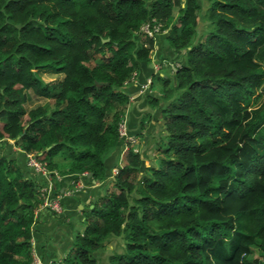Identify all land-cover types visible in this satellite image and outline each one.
<instances>
[{
  "label": "trees",
  "instance_id": "trees-1",
  "mask_svg": "<svg viewBox=\"0 0 264 264\" xmlns=\"http://www.w3.org/2000/svg\"><path fill=\"white\" fill-rule=\"evenodd\" d=\"M206 1L197 39V0H0V140L34 155L54 190L55 174L102 187L117 169V192L94 196L64 257L39 254L44 264H97L112 237L122 251L107 264H264V0ZM145 24L158 32L143 37ZM165 31L183 62L172 88L156 76L158 97L145 95L155 113L140 131L157 119L165 136L157 167H145L117 127L123 89ZM29 93L48 102L26 110ZM42 186L0 155V264H33L35 212L63 218L41 209Z\"/></svg>",
  "mask_w": 264,
  "mask_h": 264
},
{
  "label": "crops",
  "instance_id": "crops-1",
  "mask_svg": "<svg viewBox=\"0 0 264 264\" xmlns=\"http://www.w3.org/2000/svg\"><path fill=\"white\" fill-rule=\"evenodd\" d=\"M164 37L165 34H162L155 38L154 50L152 51L154 52V58L151 55L150 64L147 66H141L138 72L130 79L129 83H127L123 89L130 99L125 110L124 119H126L127 124H129L132 130L135 129L136 121L139 120L147 110L146 101L144 100L145 95L148 93L149 95L152 94V86L149 87L147 92H141V86L144 84L145 80L150 77L154 84V81H157L155 80L156 76L161 79H166V77H162L164 76L162 72L166 69V67L161 68V65L166 63L170 69V67H172L171 64H175L176 61H178L179 64L183 62L181 56L175 61H169V56H172L170 54L171 50L164 44ZM162 53H164L166 57H163L161 55ZM155 64L160 65V68L157 71L154 70ZM30 94L32 93H29V95ZM152 124L150 123V125ZM132 130L131 134L134 135L137 133ZM140 132L142 133V131ZM135 139H137V137H135ZM10 141L11 140L9 139H6V141L0 140V155H5L7 158L15 160L16 164L22 170L24 177L32 179L38 185L44 182V186L42 187L47 186L49 183L48 179L43 175L35 174L30 168H28L26 165L25 154L19 148H15L14 144L12 146ZM117 152L118 151L114 154L112 153L114 157L110 158L111 160L108 159V166H111L112 168L116 166L113 164H115V160L120 155V152L122 154V145L120 146V151L118 153ZM86 177V180L81 178V189L69 196H63V194L70 189V182L72 180L70 178L69 180H66L67 178H61L60 181H55L58 182V184L62 183L60 186H57L56 190H53L54 194L61 197V206L63 207V213L61 216H63V218L53 217L47 212H42L39 216L38 213L35 212V227L33 225V230L34 232L36 231V234L35 237H33L32 245L34 244L33 258H36L35 261L38 264L45 263L39 254H42L46 257V259H49L48 262L52 261L54 258L60 257L59 254L65 252V244L69 241L66 240L65 243H62V236H64V233L68 234L70 237L72 231L79 230L80 225L78 219L81 216L80 211L89 203L91 199L94 198V196L98 195L97 188L99 187V184L90 180L88 176ZM50 184L52 186V182H50ZM76 223L77 227L72 230V226L74 227ZM60 234L62 236H60Z\"/></svg>",
  "mask_w": 264,
  "mask_h": 264
},
{
  "label": "rangeland",
  "instance_id": "rangeland-1",
  "mask_svg": "<svg viewBox=\"0 0 264 264\" xmlns=\"http://www.w3.org/2000/svg\"><path fill=\"white\" fill-rule=\"evenodd\" d=\"M197 1L200 5L201 10L198 13V27H197V31H196V38L202 39L207 34V32L209 30L208 22H207L206 17H205V13L207 11L208 3L206 0H197ZM162 34L167 35V32L165 31ZM140 39L143 40L144 38L141 36ZM170 54L172 56H169V61H171V60L175 61L177 58H180V56L182 57L183 52L171 50ZM151 55L154 58V52H151L150 56ZM161 55L163 57H166V55L164 53H162ZM173 65L178 66L179 65L178 61H176L175 64H171V66H173ZM164 67H166V69L163 71L164 73L162 72V74H164V76H162V77H164V78L166 77V80L168 81V87L172 88L175 84L173 75L171 73L172 71L169 69V67L166 65V63L161 65V68H164ZM159 68H160V65H156V64L154 65L155 71H157ZM39 75L47 83L56 82V81L61 80L63 78V75H61V74L55 75V74H50L47 72H41V73H39ZM162 85H163L162 80L157 79V81H154V85L152 86L151 96L153 95V96L158 97L157 95L159 94L160 90L162 89ZM29 96H30L29 100L24 104V107L26 110H29V109L37 107V106L44 105L48 102V100L36 97L32 94H30ZM144 100L146 101L147 110L141 116V118L136 121L135 129H133L132 131L139 132L141 130L140 122L143 121L142 118H144V116L145 117L148 116L147 114H149L150 118L154 117L155 110L152 109L150 104H149L150 97L145 96ZM124 121H126V119H124ZM149 122H151V124L153 122L154 123L152 125H148L147 123H145L144 127L146 129H144L142 131L141 135L136 136L137 139H135V144H133V149L138 150L141 153V155L143 156L142 160H143V164L145 167H149V166L157 167V165L159 163V159H160V155L158 152L159 147L163 146V142L165 141V136H164V131H162V128L161 127H160L161 129L159 128V123H158L157 119H156V121H151V119H150ZM10 143L12 144V146L14 144L15 148H17V149L19 148L14 140H11ZM125 151H126V149L122 148V154L120 152V155L118 156V163L120 162V164H123L122 155L125 153ZM105 158H106V156L102 157V159H105ZM104 170H105V172L107 171L106 166H104ZM112 174H114V171ZM112 177L106 182V184L104 186L97 188L98 194H102L106 191H110V193L117 192V190L114 189L115 185H114V179ZM111 189H113V190H111ZM76 226H77V223L75 224V227ZM78 232H81V230H78ZM75 233H76V231L73 232L74 235H75ZM60 236H62V235L60 234ZM62 237H63L62 243H65L66 240L70 241L71 235L69 237L68 234L64 233V236H62ZM67 243L65 245H67ZM66 251H67V249L65 250L64 253H61L59 255H61L63 258ZM121 251H122L121 241L118 238L112 237L110 240H108L104 244V247L101 249V251L96 254L97 264H107L108 263L107 260L109 259L110 256H112V254L119 253ZM258 257H259L258 250L253 249L251 258H258ZM33 260H34V262H36L35 261L36 258L35 259L33 258Z\"/></svg>",
  "mask_w": 264,
  "mask_h": 264
},
{
  "label": "built area",
  "instance_id": "built-area-1",
  "mask_svg": "<svg viewBox=\"0 0 264 264\" xmlns=\"http://www.w3.org/2000/svg\"><path fill=\"white\" fill-rule=\"evenodd\" d=\"M159 30V26H153L151 29L148 24H145L141 26L140 32L143 37H152L154 34H156ZM151 84V80L149 78L146 79L144 84L141 86V92L146 91ZM117 131L119 134V137L123 140L124 143H131L135 144V138L133 136H129L127 134V129H126V121L121 120L120 123L118 124ZM26 165L28 168H30L35 174L37 175H43L48 179V184L45 187L40 188V193L41 196L43 197V202L41 205V209L43 210H49L50 212H53L55 215L60 216L63 213V207L61 206V197L58 195L54 194L53 187L51 186L50 182V174L48 170L45 168V166L40 163L34 155L32 154H26ZM114 171V174H112ZM112 176L117 174V169H113L111 172ZM83 174L82 176H84ZM55 179L60 181L61 177L57 176L55 174ZM81 180H72L70 182V189H68L63 196H69L72 195L75 192H78L81 187L82 183ZM33 264H38L37 262H34Z\"/></svg>",
  "mask_w": 264,
  "mask_h": 264
},
{
  "label": "clouds",
  "instance_id": "clouds-1",
  "mask_svg": "<svg viewBox=\"0 0 264 264\" xmlns=\"http://www.w3.org/2000/svg\"><path fill=\"white\" fill-rule=\"evenodd\" d=\"M150 80H151V83H152V79L150 78V77H148ZM146 81V80H145ZM129 101H130V99H129ZM25 158H26V154H25ZM113 170V169H112ZM112 172V171H111ZM84 176H87V175H84ZM84 176H81L80 178H77V179H83L84 178ZM115 176V175H114ZM89 177V176H88ZM111 177H112V174H111ZM77 179H75V181L77 180ZM84 180V179H83Z\"/></svg>",
  "mask_w": 264,
  "mask_h": 264
},
{
  "label": "water",
  "instance_id": "water-1",
  "mask_svg": "<svg viewBox=\"0 0 264 264\" xmlns=\"http://www.w3.org/2000/svg\"><path fill=\"white\" fill-rule=\"evenodd\" d=\"M105 41H107V40H105ZM87 176H89V177H90V174H88Z\"/></svg>",
  "mask_w": 264,
  "mask_h": 264
}]
</instances>
